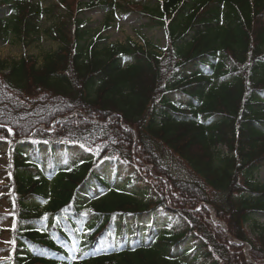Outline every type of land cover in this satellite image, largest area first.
I'll return each mask as SVG.
<instances>
[{
  "label": "trees",
  "instance_id": "1",
  "mask_svg": "<svg viewBox=\"0 0 264 264\" xmlns=\"http://www.w3.org/2000/svg\"><path fill=\"white\" fill-rule=\"evenodd\" d=\"M134 2L163 47L109 42L78 17ZM0 6V40L59 42L41 61L0 59V220L15 241L0 264H253L235 239L264 264V224L246 229L264 214V0Z\"/></svg>",
  "mask_w": 264,
  "mask_h": 264
},
{
  "label": "rangeland",
  "instance_id": "2",
  "mask_svg": "<svg viewBox=\"0 0 264 264\" xmlns=\"http://www.w3.org/2000/svg\"><path fill=\"white\" fill-rule=\"evenodd\" d=\"M42 3L44 8H49L51 4L57 0H34ZM87 2L89 0H83ZM121 3L127 0H119ZM139 2H134V8L130 10H116L112 13H108L110 9H104L100 6L87 7L79 12L78 17L83 18L87 27L92 31L91 34L100 32L109 42L124 43L128 39H133L140 45L146 42H152L158 47H163L166 43V36L164 30L161 27H153L146 25L148 18L143 15V11L137 5ZM132 7V6H129ZM126 8V7H125ZM6 7H0V16H6ZM77 17V18H78ZM111 19V20H110ZM55 20H53V23ZM52 21L48 16L41 17L42 28L45 29L50 26ZM9 42L0 40V59L12 61L19 59L22 56H31L37 58L39 61L43 57L55 51L59 42L48 38L45 34H41L36 38L18 39L14 34L11 35ZM8 149V143L0 142V184L2 176L6 174V157L4 153ZM256 179L259 182H264V168H262L257 174ZM7 211V204L4 200L0 199V212ZM253 224H264V214H258L253 218L251 223H248L246 229L251 231ZM11 227L9 220L0 221V261H4L9 256V233L8 229ZM246 247V251H247Z\"/></svg>",
  "mask_w": 264,
  "mask_h": 264
},
{
  "label": "snow or ice",
  "instance_id": "3",
  "mask_svg": "<svg viewBox=\"0 0 264 264\" xmlns=\"http://www.w3.org/2000/svg\"><path fill=\"white\" fill-rule=\"evenodd\" d=\"M4 127H6V125H0V128H4ZM9 131H11V129H8ZM0 138H2V137H0ZM9 215H14V213H9ZM6 243H15V241L14 240H12V241H6Z\"/></svg>",
  "mask_w": 264,
  "mask_h": 264
}]
</instances>
